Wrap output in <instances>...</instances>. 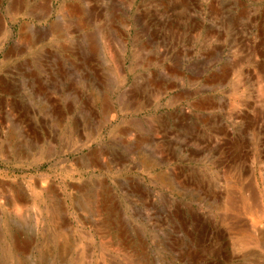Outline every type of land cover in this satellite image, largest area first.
Segmentation results:
<instances>
[{
    "label": "rangeland",
    "instance_id": "374dc122",
    "mask_svg": "<svg viewBox=\"0 0 264 264\" xmlns=\"http://www.w3.org/2000/svg\"><path fill=\"white\" fill-rule=\"evenodd\" d=\"M0 264H264V0H0Z\"/></svg>",
    "mask_w": 264,
    "mask_h": 264
},
{
    "label": "bare ground",
    "instance_id": "6f19581e",
    "mask_svg": "<svg viewBox=\"0 0 264 264\" xmlns=\"http://www.w3.org/2000/svg\"><path fill=\"white\" fill-rule=\"evenodd\" d=\"M250 192V191H249ZM250 197V196H249ZM232 202V201H231Z\"/></svg>",
    "mask_w": 264,
    "mask_h": 264
}]
</instances>
